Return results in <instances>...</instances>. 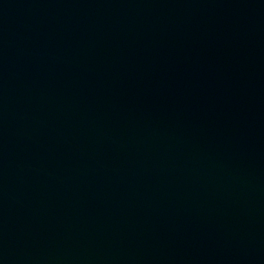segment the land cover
Here are the masks:
<instances>
[{
  "label": "water",
  "instance_id": "1",
  "mask_svg": "<svg viewBox=\"0 0 264 264\" xmlns=\"http://www.w3.org/2000/svg\"><path fill=\"white\" fill-rule=\"evenodd\" d=\"M0 264H264V0H0Z\"/></svg>",
  "mask_w": 264,
  "mask_h": 264
}]
</instances>
